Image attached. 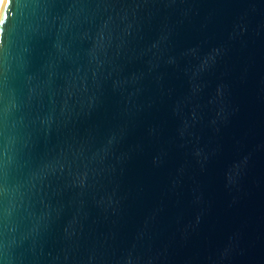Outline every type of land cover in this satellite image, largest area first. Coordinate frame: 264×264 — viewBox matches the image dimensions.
<instances>
[{"label":"water","instance_id":"1","mask_svg":"<svg viewBox=\"0 0 264 264\" xmlns=\"http://www.w3.org/2000/svg\"><path fill=\"white\" fill-rule=\"evenodd\" d=\"M0 264H264V0H0Z\"/></svg>","mask_w":264,"mask_h":264}]
</instances>
